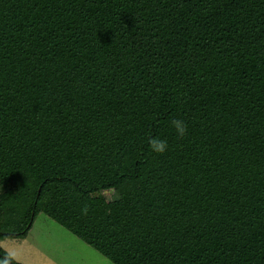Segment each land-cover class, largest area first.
Returning <instances> with one entry per match:
<instances>
[{"label":"trees","instance_id":"obj_1","mask_svg":"<svg viewBox=\"0 0 264 264\" xmlns=\"http://www.w3.org/2000/svg\"><path fill=\"white\" fill-rule=\"evenodd\" d=\"M40 213L114 264H264V0H0V240Z\"/></svg>","mask_w":264,"mask_h":264},{"label":"rangeland","instance_id":"obj_2","mask_svg":"<svg viewBox=\"0 0 264 264\" xmlns=\"http://www.w3.org/2000/svg\"><path fill=\"white\" fill-rule=\"evenodd\" d=\"M0 247L17 264H114L44 213L25 237H7Z\"/></svg>","mask_w":264,"mask_h":264},{"label":"clouds","instance_id":"obj_3","mask_svg":"<svg viewBox=\"0 0 264 264\" xmlns=\"http://www.w3.org/2000/svg\"><path fill=\"white\" fill-rule=\"evenodd\" d=\"M171 123H172V126L175 128L176 133L179 136L183 137L186 134L187 124L183 119H173ZM149 147L151 151L153 152L164 153L168 148V142L166 139H161L158 136L152 137L149 140Z\"/></svg>","mask_w":264,"mask_h":264},{"label":"water","instance_id":"obj_4","mask_svg":"<svg viewBox=\"0 0 264 264\" xmlns=\"http://www.w3.org/2000/svg\"><path fill=\"white\" fill-rule=\"evenodd\" d=\"M9 264H11V261H9Z\"/></svg>","mask_w":264,"mask_h":264}]
</instances>
